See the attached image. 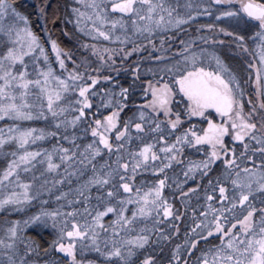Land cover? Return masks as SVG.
Segmentation results:
<instances>
[{
	"label": "snow or ice",
	"instance_id": "6c2138e0",
	"mask_svg": "<svg viewBox=\"0 0 264 264\" xmlns=\"http://www.w3.org/2000/svg\"><path fill=\"white\" fill-rule=\"evenodd\" d=\"M36 15L0 0V264H264V0Z\"/></svg>",
	"mask_w": 264,
	"mask_h": 264
},
{
	"label": "trees",
	"instance_id": "16d2710c",
	"mask_svg": "<svg viewBox=\"0 0 264 264\" xmlns=\"http://www.w3.org/2000/svg\"><path fill=\"white\" fill-rule=\"evenodd\" d=\"M17 3L21 4L23 6V9L26 11V13H31V20L33 22V29L37 32H40L43 27V20H40L37 18L36 15V6L39 5V3H27L25 0H16ZM49 27H51V24H49ZM56 36L60 37V33L56 32ZM63 41L64 45L66 47H72L73 41L70 40L68 37H60ZM45 239H51L52 237L48 236L47 233H44Z\"/></svg>",
	"mask_w": 264,
	"mask_h": 264
},
{
	"label": "rangeland",
	"instance_id": "374dc122",
	"mask_svg": "<svg viewBox=\"0 0 264 264\" xmlns=\"http://www.w3.org/2000/svg\"><path fill=\"white\" fill-rule=\"evenodd\" d=\"M27 3H39L40 2V0H25ZM69 27H71V26H69Z\"/></svg>",
	"mask_w": 264,
	"mask_h": 264
}]
</instances>
